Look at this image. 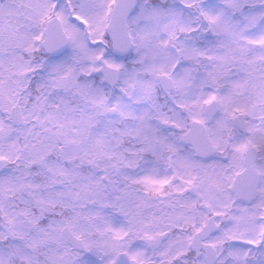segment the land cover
<instances>
[{"label":"snow or ice","instance_id":"snow-or-ice-1","mask_svg":"<svg viewBox=\"0 0 264 264\" xmlns=\"http://www.w3.org/2000/svg\"><path fill=\"white\" fill-rule=\"evenodd\" d=\"M0 264H264V0H0Z\"/></svg>","mask_w":264,"mask_h":264}]
</instances>
